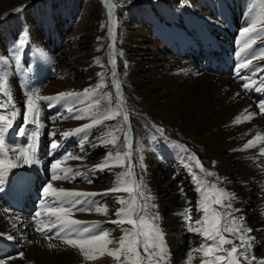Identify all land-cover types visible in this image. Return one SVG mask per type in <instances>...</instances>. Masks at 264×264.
I'll use <instances>...</instances> for the list:
<instances>
[{
    "label": "rangeland",
    "instance_id": "374dc122",
    "mask_svg": "<svg viewBox=\"0 0 264 264\" xmlns=\"http://www.w3.org/2000/svg\"><path fill=\"white\" fill-rule=\"evenodd\" d=\"M160 1H162L163 4V0H111V2L109 0H0V75H6L7 79L9 76L13 77L18 90L22 93L21 105L23 107V113L21 114L20 118H15L13 122V125L17 124L15 128H12L14 140H19V138H17L18 136L15 135V129L20 126H27V124L25 125L24 116L27 115L26 101L28 97L26 95V92L28 89L37 91L38 95L42 97H53L55 95L67 92L83 93L85 89H96L97 84L101 81V75L98 74H102L104 81L103 86H101L99 89H96V96L93 97V100L110 93V99L106 100L110 104L109 107H116L119 101L117 102L118 98L116 97L117 93L115 91L114 82H119L121 91L125 96V107L124 105H121L120 114L115 120V127H113L114 130H116L117 128L120 129L119 131H115V135L119 137V139L117 140L118 152L124 153L125 151H128V149L125 147L124 142L123 115L127 113L128 116H130L132 113L137 140L134 143L131 141L130 163L131 165H133L132 170L135 174V179L137 181L143 179V183L147 185V188L145 189L146 194L150 192V189L145 178V171L140 167V157H143L144 151L146 149H152L155 145L157 149L161 147L164 148L168 152V155L173 154V152L179 149L181 153H184L186 155V157L194 155L199 159L200 162L203 163L205 171L211 172L214 175H205L204 173H201L199 168L195 167V162L188 160V165H192L191 171L196 172L202 179L207 182V184H216L218 188L226 189L222 185L225 180L221 172L219 171L218 163L205 152L203 146L193 137V135L191 136L190 133L186 131L184 132V130L179 127L180 125L178 120L175 119L173 122H171L168 116L160 113V100L162 101L163 99H160V86H158V89L156 91H153L150 94L152 98H156V100L158 101V104L156 106H150L152 105V103L149 104L150 100L148 101V98L143 96V94L140 92V90H144L145 87L149 86L150 81H148L147 78L150 74H158L156 77L158 81H160V74H164V71L167 72L172 68L177 69L182 67V65L191 67L188 64H184L185 59L176 56L181 51L190 52L192 51V49L196 50L198 43H196L197 41L192 40L190 34H187L188 32L194 31L191 32L194 37H196L197 39L198 37H200V35L197 34V28L192 27L191 25V27L188 28V31L184 28L185 32H183L187 38L189 36L188 39L191 43L189 48L183 47L182 49H178L177 47L181 45V42L178 43L177 46H175L176 44L172 45L170 44L171 42H173L171 37L164 43L162 39L167 38L165 36H163V38H160L161 35L158 32L155 33V16L160 13L159 8L162 5ZM208 1L220 3L221 0H183L184 6L180 5V3H176L172 7L179 12L187 11V14H192L194 17L199 19V22L204 24V26L207 28V35H210V37L212 35L214 41L211 43L218 42V44L216 43V45H211L212 48L209 46V50L215 47L220 51L226 52V55L229 56L227 49L230 48L228 44L231 43L227 44V42L233 37L235 38L241 36L240 34L242 31L241 29H239V27L243 26H240L239 23L243 20L245 22V20L247 19L245 17L239 19L237 17L238 14L236 12L234 14L232 8L227 11V17L220 18L219 13L217 12L219 4L218 6H213L212 4V8H210L207 5ZM252 1H258V3L264 6V0ZM237 6L236 7L239 8L241 4H238ZM212 12L217 14V19ZM230 15L234 16V18L236 19H239V21L233 23L231 18L229 17ZM162 19H164V21H168L165 25L167 32H169V28H171V30L178 29V26H176V24L179 23L171 24L169 23V19L165 18V16H163ZM217 20L219 22L221 21L224 25H229L234 31L238 29L237 32L239 33H233L234 35L232 34V36L230 32L227 33L225 31H221L224 29V26ZM209 26L212 27L213 31H211V28ZM109 29H112L113 34H110ZM261 29H264V22L257 23L258 32ZM195 30L197 33L195 32ZM143 31L151 36H154V34L156 37L158 36L159 43H162L165 46L166 50L162 51L159 48L154 49L150 46V42H148L146 38H138L137 36L140 35ZM216 32H219L222 38L226 35L224 40H218L217 37L215 38L213 34H216ZM112 40H115L117 42L118 49H116L118 51V58L120 60L119 61L118 59H116L115 55L114 59L116 62V69L114 71L116 74V81L114 82L112 75L114 71L111 70L110 64L112 58H110V55L108 58L107 55V46L108 43ZM256 41L252 45H257L256 47L260 48L257 49V52L264 50V36L256 39ZM40 45L44 47L51 46V48L53 49V51L50 52L49 48L47 47L51 61H48V63L46 64L44 63L46 67L44 66V64L38 67H36V65L34 64H31V61L36 56L35 46L39 47ZM194 45L197 46L195 47ZM229 51V53L232 54L233 52H235V48L233 49V51ZM250 51L251 53L255 52V50L252 51V49ZM159 54H162V56L168 55L175 57L172 63H178V65L174 67L162 66V61L158 60V58H160ZM226 55H222L221 57L225 58L224 56ZM193 56L194 58H197V56L199 57L201 56V54L199 55L198 52H195ZM128 58L131 59L134 63V71L133 69L131 71L127 66ZM97 61H99V64L97 63ZM195 61L197 60L195 59ZM213 63L214 61H211L210 65H212ZM252 64H258L259 66L264 65V58L254 59L252 61ZM198 66L200 67L201 65ZM198 66L195 67L197 68ZM34 67L37 68L38 72L43 73L39 75L38 73H36ZM195 67L194 69H196ZM45 69L48 75L46 77L48 79L46 80H44ZM229 69L231 71V68ZM205 70L209 72L208 69ZM21 72H23L22 75H25V77H27L28 79V82L26 83L27 85H24L23 81H20L21 79H25L24 77H20ZM261 72L263 74V71ZM132 73H134L135 76L140 77V79H142L141 81H144V88L138 87L139 84L137 85L136 82H131V76L133 75ZM210 73L213 72L210 71ZM262 77H264V75H262ZM29 79L32 80V84L29 83ZM175 85L177 84L175 83ZM7 87L9 88L8 85ZM174 92L177 91L174 90ZM2 93L3 89H0L1 96ZM175 95L176 93L172 92V94H170V97H173ZM4 101H7L5 97H3V103ZM86 103H88L89 105L91 101L75 104L72 107V113L86 108L88 106L86 105ZM39 104L40 107L45 110L46 115H48L47 102L39 101ZM11 105L12 101L7 103L8 110H11ZM99 105H101V103ZM15 110L18 113L16 105ZM3 112L4 111H2V113ZM50 113L53 114L52 111ZM48 118L52 119L53 116H48ZM69 120L71 119L68 118V120H65V122H62L61 120L55 121L52 123V125L64 124L67 123V121L69 122ZM71 123L72 122H70L69 124ZM81 124L82 123H79V125ZM157 129H163V133L157 131ZM263 134L264 133H262L261 136ZM59 136L57 137V139L60 138ZM81 136L82 133L71 135V138L66 142H64L63 138L60 142V149L64 148L65 144L67 145L68 143H72L71 148L69 147L70 150H72L73 147L75 151H78V147H80L79 141H75V139H80ZM104 137L105 129L100 128L98 124L96 128L92 129V134L90 136V139L94 138L93 144L95 145V147L91 151L87 148L85 150V155H87L86 158L80 161H82L84 164L92 163L94 166H98L103 163L107 156V152L105 150L107 147L105 145H101V140ZM262 137H264V135ZM43 138L42 151L44 150V157H49L50 151L48 147H46L45 149L44 140L47 141L51 137L49 138V135H44ZM261 141V144H263L264 139H262ZM20 142H18L19 145ZM263 148H261V150ZM185 149L187 151H185ZM70 150L68 151L66 149V152H70ZM260 153L261 151H259L258 155H261ZM59 157L60 155H58V158ZM173 158L165 161L162 159V157L160 159L159 156V162L153 165L154 171L151 177L154 181V184L156 183L155 185L158 192L160 193L161 191L163 192L162 195H165L164 200H162V204H166V201L169 200L173 201L174 197L176 198V196H178L181 199L183 205L187 204L186 208H192L196 204L194 196L190 194L192 184L188 182L192 175L190 171H177L178 167L173 166ZM76 160L77 159H70L65 164ZM213 162H215V164ZM78 167L79 170L77 171L81 172L82 175L76 177L83 179V184L81 187L84 189L86 185H92V187L95 188L98 194L100 193V196L97 197L100 198L102 194V196L104 195L103 198L105 199L102 200L110 201L112 196V193L108 191L111 187L110 182L117 177L110 176L107 171L99 170L97 168L92 171H87L84 169V166ZM182 167L185 168L186 164H183ZM127 169L128 161H125L124 166L121 167V172L118 173V175L127 171ZM33 174L36 181L41 180L40 171L37 166L34 168ZM88 179H92L93 182L89 183ZM182 188L183 192L181 191ZM82 192H85V190H82ZM127 198L128 194L125 196V199ZM186 199L189 202L186 203ZM99 203L103 204L100 201ZM150 203L155 204L153 199L152 201H150ZM193 203L195 204L193 205ZM174 206H163L165 210L163 220L166 221V230H164L163 232H166L167 234L165 235L166 237L163 235L164 243L167 245L171 238L174 239L172 246L174 245L173 247L175 248V250L170 251V253L169 251H167L173 260L171 264H184L188 260L195 262L196 257L193 251L198 249L204 243V240L203 238H200L198 243L199 246L195 248V243L197 242L196 239L198 236H196V234L194 233L189 232L187 229V225L191 224L193 227H195L197 221L192 222L193 219L201 217L203 215V212L198 211L197 214H191V220L187 221V217L181 215V213H183L186 208L183 209L182 205ZM217 209H219V207H217ZM220 211L223 212L224 209L220 208ZM150 212L156 213V209H150ZM161 218L162 217H160L159 220V228L163 229L160 227ZM105 219V221L98 219L97 221L93 222H106L111 226V235L108 237V239H111L113 243L108 245V247L110 249H116L119 247L116 241L119 240L122 234V229L118 228L120 225L110 222L117 219V217L115 218L114 215L108 214ZM11 225L12 226H10V228H13H9V232L6 234L4 233V235H1L0 237L5 238L6 235H10L13 237V239L11 240L15 241L16 243L27 241L25 236H28V233L24 235V226H20L21 228L19 229V226H17L18 224L16 226L15 224ZM123 226L125 229L131 228V225L128 224H124ZM31 228L32 235L27 238L29 239L28 241L30 243L38 242L40 243V247L42 249H47L49 245L46 244V242H50L51 240L38 237L35 234V228ZM115 228L117 231H114ZM185 237H188L189 244L185 242ZM181 238L183 239L181 240ZM255 238L256 241L260 240V243L263 242L264 230H259L258 232H256ZM53 241L56 242L55 240ZM186 244L187 246L185 247ZM22 246L23 244L21 245V247ZM226 247L231 246L229 245ZM179 251H182V253H180V255H177V259L174 260L176 255L175 253ZM80 257L82 259H80L81 261H79L77 264H117V261L107 254H104L95 260H86L83 254L80 252ZM181 257L182 261L181 259H179ZM121 259L123 260V257ZM242 261L243 260H241V264H246L244 263V261L242 263Z\"/></svg>",
    "mask_w": 264,
    "mask_h": 264
},
{
    "label": "bare ground",
    "instance_id": "6f19581e",
    "mask_svg": "<svg viewBox=\"0 0 264 264\" xmlns=\"http://www.w3.org/2000/svg\"><path fill=\"white\" fill-rule=\"evenodd\" d=\"M160 3L162 4V1H160ZM176 3H180V5H183V0H163V4L159 8L160 13H158L157 15L158 18L157 16H155L156 19L155 33L158 32L161 35L160 38H163V36L167 38V39L165 38L162 39L164 43L166 40L168 41L169 38L171 37L173 42H171L170 44L172 45L176 44L175 46H177V44L181 42V45L179 44L180 46L177 47L178 49H182L183 47L189 48L191 43L189 42V39L186 37V35L183 32H185V30L188 31V28L191 27L192 25V27L197 28L198 34L200 35L202 39V44L204 43L203 44L204 46L209 45L211 47V45H216V43L218 44V42L211 43L214 41L212 35L211 37L210 35H207L208 30L204 26V24L199 22V19L194 17L192 14L189 13L187 14V11L179 12L175 10L172 6ZM238 4H241L239 8H237ZM231 8L237 14H240L242 15V17H245L247 19L244 22V25L246 23L245 26L249 25L253 19L264 15V6L260 3L253 5L249 0H228L227 2L221 0L217 11L220 15L219 17L220 18L227 17L228 15L227 11ZM163 16H165V18H168L169 23L171 24L179 23L176 24V26H178V29L171 30V28H169L168 29L169 32H167L165 25L167 24L168 21H164V19H162ZM137 37L146 38L147 41L150 42L149 43L150 46L154 49L159 48L162 51L166 50L165 46L162 43H159L158 36L156 37L155 34L154 36H151L145 31H143ZM225 37L223 36L222 39L224 40ZM241 37L242 36L235 37L237 39H235L234 37L229 39V41L227 42V44L231 43L228 44L230 48L227 49L229 56L228 55L224 56L225 58H222L219 62L214 61V63L211 65L212 67L211 71L213 73L218 68L227 67V66L231 68L230 73L231 72L233 73L238 68V65L243 59V57L251 54L250 51L251 49L252 51L255 50V52H257V49H260L259 47H256L257 45L256 46L252 45L251 48L246 50L244 54L240 55L242 57L239 59L237 53L239 52L242 41L245 39V37L242 38ZM110 46L114 47V43L111 42ZM35 47H36L37 55L35 59L31 61L32 62L31 64H34L36 65V67H38L40 65H43L44 63L45 64L48 63V61L49 62L51 61L47 47H44L42 45H40L39 47L38 46ZM234 48H235V52H233L232 54L229 53L230 52L229 50L233 51ZM184 52L186 53L187 51ZM112 55L113 53L110 54V58H112ZM159 56L160 58H158V60L162 61V66L164 67L165 66L174 67L178 65V63H174V64L172 63V61H174L175 59V57L173 56H168V55L162 56V54H159ZM127 66L128 68H130L131 71L132 69L134 71L133 68L134 63L129 58L127 59ZM258 66H259L258 64H251L248 69ZM36 67H34L36 73H38L39 75L42 74L43 72H38ZM204 68L205 67L202 65L200 67L198 66L196 69H194V67L192 68L187 65H182V67L180 68L177 69L172 68L167 72L164 71V74L162 75L160 74V81H158L156 77L158 74H150L148 75L147 78L148 81H150L149 86L145 88H144L145 85L144 81H141L142 79H140V77L135 76V74L132 73L133 75L131 76V82H136L137 85L139 84L138 87L144 88V90H140V92L143 94V96L148 98L147 99L148 101L150 100L149 104L152 103V105L150 106H156L158 104L156 98H152L150 94L153 91H156L158 89V86H160V99L163 98L162 101L160 100V113L168 116L171 122H173L175 119L178 120L180 125L179 127L182 130H184V132L186 131L190 133L191 136L193 135V137L203 146L205 152L218 163L219 171L221 172L225 180V182H223L222 184L223 187H225L229 193H234L235 196L238 197L237 200L232 201V204L234 209H239L240 211L233 212V215L236 217L242 216L244 225L246 227L253 229V231L250 233V236L253 238V241L248 251H249V255L254 257V259L251 261V264H259L261 260H264V241L261 243L260 240L256 241L255 234L259 230H264V155H258V154L259 151H261V148L264 147V143L261 144L262 141H258L259 143H256L253 147L248 149H243V146L247 144L249 140H253L257 135H261L262 133H264V118L261 117V114L264 113H261V109H260V104L264 103V97H261L259 98V100H257L258 93L253 94L252 95L253 98H251L250 96V92L255 85L257 86L256 88L257 90H259L260 88L264 90V77H262L260 73L261 71H259L255 76L251 77L254 83L250 84L248 89H244L242 88L241 85L246 82L245 80H242L238 77L235 79L231 76L220 77L218 75H213L212 73H210V71L207 72ZM112 70L114 71V69ZM44 72H45L44 77H47L48 75L46 69L44 70ZM20 81H23L24 84L26 79L23 80L21 79ZM29 83L32 84L31 79H29ZM175 83L177 85H175ZM7 85L9 86L8 89L11 91L12 94L11 101L14 102V104L17 106L18 114L16 118H20L21 114L23 113L22 111L23 107L21 105L22 93L18 90V87L14 82L13 77L11 76L8 77ZM174 90H176L177 92H174ZM245 90H247L248 92L246 93ZM172 92L176 93V95L170 97V94H172ZM237 93H239V95H237ZM120 96L122 99V103L121 100L118 101L122 105L124 102V98L121 92H120ZM5 98L8 100L7 97ZM49 103L50 102H47L48 115H46L45 110L41 107L39 120L42 123V129L39 130L40 134L38 139V149L41 150L43 147L42 146L43 145L42 141L44 139L43 136L49 135V138L50 137L51 138L47 141L44 140V147L45 149L46 147H48L50 151L49 156L53 155L55 156V159H57L58 155H60L61 157L64 154V152H66L67 148L65 146L64 148L60 149L61 147L60 146L57 149L54 150L51 149L50 145L53 141L52 139L56 138V141H58L59 145L63 138H64V142H66L71 138V135L65 138L62 135V133L71 132L76 128L79 127L82 128L85 125L91 124L92 117H87L82 119H72L71 116L76 112L72 113L73 112L72 111L71 113H69L68 111H66L64 101L57 103L55 107H49ZM0 104H3V99H0ZM86 105H88V103H86ZM109 105L110 104L107 102V100L104 99L101 102V105H99L97 108H94L92 110L97 113H103L110 109L111 110L116 109V107L112 106L111 108L109 107ZM4 109H7V104L4 105ZM4 109H0V113H2ZM51 111L53 112V114L50 113ZM55 111H57L55 113L56 115L54 114ZM251 113L256 114L252 119L243 120L240 123L235 122L236 117L247 116L248 114ZM48 116H53V118L50 119L48 118ZM118 116H116L113 119L105 120L99 124L100 128L105 129V137L110 130L114 131L113 129V127H115L114 123ZM68 118H70L71 120H69V122L67 121V123L52 125L53 122L59 120L65 122V120H68ZM30 121H31V117H29V123H27V127H25L26 131L31 130L35 127L34 124H32ZM70 122L72 123L69 124ZM79 123L82 124L79 125ZM16 125L17 124H14L13 127L15 128ZM96 126L97 125L91 128H87L85 130L88 135V138L87 141L83 143V150H81V148L78 147L79 148L78 151H75L74 148L72 147L70 153H72L75 156L84 155L86 157L87 155H85L86 154L85 150L87 148L90 151L93 150V148L95 147V145L93 144L94 138L90 139V136L92 134V129L96 128ZM52 132L56 133L55 137L51 135ZM81 133L82 136L85 135V132H81ZM58 136L60 138L57 139ZM75 141H80V139L76 138ZM18 142H20V145H24L23 143H25V141L22 140L21 138H19V140L18 139L14 140L13 130L9 129L8 132L6 133V143H10L18 147L20 146ZM71 144L72 143H68L67 144L69 145L68 147H70ZM101 145H105L107 147L105 149L107 154L108 153L115 154L116 152H118L117 141L115 143V146L111 143H107V144L101 143ZM42 152L44 153V150ZM37 155L39 158L40 156L38 153ZM159 156L160 159L162 157V159L165 161L174 157L173 158L174 160L172 159L174 162L173 166L178 167L177 171L185 172V171H189V168L182 167L183 164L188 165V160L186 159L187 158L186 155L184 153H181L180 149L176 150L171 155H168V152L162 147L157 149L156 145L152 149L148 148L144 151L143 163L147 165L145 178L148 182V187L153 196L155 205H158V207H156L155 209H156V213H158L160 217H162L160 222V227L163 228L161 229L163 232L164 230H166L165 228L166 221L163 220V215L165 211L163 206L167 205L169 207L172 205L173 206L182 205L183 209H185L187 204L183 205L181 199L178 196H176V198L174 197L173 201L169 200L166 201L167 203L165 202L166 204H162L163 203L162 200H164L165 195H162L163 192L161 191L160 193L158 192L157 187L155 185L156 183L154 184V181L151 177L154 171L153 165L159 162ZM106 159L107 156L105 160ZM38 160L39 163L33 164L32 166L24 165L18 168L11 169L7 173V176L5 177L3 191H0V194H5L4 186L6 184V181L9 179V177L12 175L13 172L19 174L20 172L25 170L29 171L31 173V176L33 177L32 179L35 182H37L33 174V170L37 166V168H39L40 171V178L41 179L47 178L48 182H52L55 187L58 188L62 187L66 190H74L79 192L85 190V192L87 193H96L97 195L90 196L87 199L94 200L97 202L100 201L108 206L106 215L98 214L95 211L91 213L76 212L75 215L72 217L73 219H77L81 221L88 220L89 222L97 221L98 219L105 221L106 220L105 218L108 214L115 216V212L120 208L121 205L117 202L118 197L125 198V196L127 195V193L125 192H111L112 193L111 200L104 201L105 200L103 198L104 195L102 196L101 194L100 198L97 197L100 196V193L98 194V192L95 190L94 187H92V185H86L84 189L81 187L83 184L82 178L76 177L74 181H66V180L50 181V163L55 161L54 160L50 161L49 157H44V154ZM78 166L80 167L84 166V169L87 171H92L97 168L92 163L84 164L79 159L62 165V167H71L73 168L74 171L79 170ZM120 170L121 167H117V166L106 167L103 169V171H107L110 176H114V177L118 176V173L121 172ZM115 180L116 179H113V181L110 182V186H111L110 189L114 187ZM39 181L41 182V180ZM188 182L192 184L190 194L194 196L195 199L193 197L192 198L196 202V204L193 203V205L195 204V206L191 208L192 210L191 214H197L200 194L195 190L194 181L192 177H190V180H188ZM43 187L44 186L42 185V187L39 189L40 192ZM8 192L11 191L9 190ZM80 207H84V205H80ZM217 210L220 211V208ZM202 217L203 215L201 217H198L197 219H193L192 222L197 221L199 218L201 219ZM19 223H21V225ZM11 224H15V226L17 224H18L17 226H22V224L26 225L25 234L28 233V237L32 235L31 225L29 224L27 225L25 219L21 218L17 214L9 212L8 210L6 211L5 208L0 206V233L2 234L8 233L10 226H12ZM122 227L124 228V226L120 225L118 228L122 229ZM114 231H117L116 228L114 229ZM163 235L164 236L167 235L166 232H163ZM196 236L198 237L196 239L197 242L195 243L196 244L195 248L199 246L198 245L199 239L202 238L200 235L196 234ZM228 238H232V237L229 236ZM182 239L183 238H181V240ZM28 240L25 241L23 243V246L20 248L22 254L12 259L5 260L4 264H77L79 261H81L80 259H82L80 257L79 249L70 247L69 245L65 244L62 241L54 242L52 239H50L51 240L50 242H46V244H48L49 247L47 249L46 248L42 249L40 247V243L38 242L30 243ZM184 240L185 242H187V244H189L188 237H185ZM173 242L174 239L171 238L167 244V251H169V253L170 251L175 250V248L173 247L174 245L172 246ZM187 244L185 245V247L187 246ZM236 244H240V241L238 239L236 240ZM193 252L196 257L195 262L188 260L184 264H202V260L205 259V257H203L202 254L196 253L195 251ZM180 253H182V251L175 253L176 255L174 260L177 259L176 257L177 255H180ZM182 257L179 258L181 259V261H182ZM172 261H173L172 257L168 255L165 264H171Z\"/></svg>",
    "mask_w": 264,
    "mask_h": 264
},
{
    "label": "snow or ice",
    "instance_id": "6c2138e0",
    "mask_svg": "<svg viewBox=\"0 0 264 264\" xmlns=\"http://www.w3.org/2000/svg\"><path fill=\"white\" fill-rule=\"evenodd\" d=\"M258 22H264V15L253 19L249 25L243 28L240 35L245 37V39L240 45L239 52L237 53L238 56L250 49L256 39L264 36V29L259 30V32L257 30ZM109 32L113 34L112 29H109ZM257 58H264V50L259 53L252 52L244 56L238 65L237 75L240 79L246 81L241 85L244 89H248L250 84L254 83L251 77L255 76L259 71H264V65L251 68L244 76L239 75V70L248 69L252 61ZM97 63L99 64V61ZM110 64L114 68L116 66L115 60H111ZM98 75H101V81L97 84L96 89H99L104 83L102 74ZM113 79L114 81L116 80L115 73H113ZM114 87L117 98L122 103L119 82H115ZM0 89H3L0 99H3V97L8 98L7 101L0 104V109H4V105L11 102L12 97L11 91L7 87L6 75H0ZM96 89H85L83 93H61L55 97H42L38 95L37 91L28 89L26 92L28 97L26 101L27 115L24 116V121L26 125L29 123V117H31L30 122L35 127L28 131L25 130L24 126L16 129L20 136L25 137V144L18 147L6 143V133L9 129L13 128V122L18 114L15 110L14 102H12L11 110L4 109V112L0 113V191H3L5 177L11 169L24 165L32 166L33 164L39 163L37 155L38 139L40 134L39 130L42 127V123L39 120L41 112L39 101L50 102L49 107H55L57 103L64 101L65 110L69 113L72 112V107L75 104L92 101L88 107L78 110L71 116L72 119L92 117V123L82 128H76L71 132L62 133L67 138L69 135L85 132V135L79 141L81 150H83V143L88 138L85 131L87 128L98 125L105 120L113 119L120 114V104H117L115 110L110 109L103 113H97L92 110L97 108L102 100L110 99L111 95L109 93L93 100V97L96 96ZM260 109L261 113H264V103L260 104ZM255 115V113H251L247 116H238L235 122L240 123L243 120H250ZM123 121L124 123H128L127 113L123 115ZM119 130V128L114 131L110 130L106 134V137L102 138L101 143H111L115 146L116 141L119 139L115 135V131ZM130 131L131 129L129 127L128 132L124 134L125 147L128 151L124 153L116 152L115 154L108 153L107 159L96 166L99 170L111 166L123 167L124 162L128 161L127 171L119 174L114 181V187L108 190L109 192H125L128 194L127 199L118 197L117 202L121 205V208L115 212L117 219L110 221L121 226L124 224L131 225L130 229L122 227V234L119 240L116 241L119 247L116 249H110L108 247V245L113 243L111 239H108L111 233L109 230L102 229L99 223H90L72 218L76 212L91 213L95 211L98 214H107L108 206L106 204H100L97 201L87 199L90 196L97 195L96 193L66 190L62 187H55L52 182H47L41 189V206L33 214L35 230L37 232H43L47 239L57 237L62 239L70 247L79 249L86 260H95L107 254L115 259L117 264H165L169 254L167 252V245L163 240V232L159 228L160 217L158 213L150 212V209L156 208L158 205L150 203L153 196L150 192L146 194L145 189L147 185L143 183V179L140 181L135 179V174L132 170L133 165L130 163L131 140L128 134ZM157 131L163 133V129H157ZM51 135L55 137L56 133L52 132ZM262 139L264 137L257 135L253 140H249L243 146V149L253 147ZM60 146L58 141L53 139L50 148L54 150ZM185 151L187 150L185 149ZM261 155H264V149L261 150ZM85 158L84 155L75 156L70 152H65L55 162L51 163L50 181H74L76 176H80L82 173L74 171L71 167H62V165L70 159L83 160ZM186 159L194 161L195 167L199 168L201 173L214 175L211 172H206L199 159L194 155H190ZM213 163L215 164V162ZM140 167L146 172L147 165L143 163V157H140ZM186 167L189 168L192 175L195 190L200 194L198 211L203 212V217L197 220L195 227L191 224L187 225L189 232L200 235L204 240V243L195 250L196 253L202 254L205 257L202 260V264H241V260L246 262V264H251L254 257L249 255L248 250L253 241V238L250 236L253 229L244 225L242 216L236 217L233 215V212L240 211L239 209H234L232 204V201L237 200L238 197L234 193H229L226 189L218 188L216 184H207L196 172L191 171L192 165L189 164ZM88 182L92 183L93 180L88 179ZM181 191L183 192V188ZM187 202L189 201L186 199ZM80 205H84V207H80ZM216 206L223 208L224 211H218ZM42 215L49 219H35ZM181 215L186 216L187 221H190L192 218L191 208H186ZM52 228H56L57 231L49 236L48 232ZM229 236L232 238H228ZM5 238L9 240L13 239L10 235H6ZM237 239L240 241L239 245L236 244ZM229 245L231 247H226ZM122 257L123 260L121 259ZM0 264H4V261H0ZM259 264H264V260H261Z\"/></svg>",
    "mask_w": 264,
    "mask_h": 264
}]
</instances>
